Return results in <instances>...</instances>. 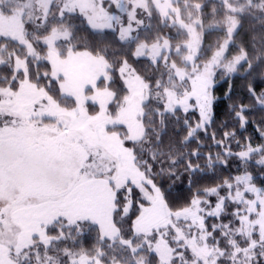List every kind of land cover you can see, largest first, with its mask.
<instances>
[{
  "label": "snow or ice",
  "instance_id": "6c2138e0",
  "mask_svg": "<svg viewBox=\"0 0 264 264\" xmlns=\"http://www.w3.org/2000/svg\"><path fill=\"white\" fill-rule=\"evenodd\" d=\"M113 5L120 14L109 10ZM206 6L0 0V264H264V187L251 173L197 188L179 207L159 183L165 175L179 179L205 170L192 159L202 153L184 149L213 122L217 70L229 76L247 64L251 75L264 66V35L256 55L240 47L228 58L243 18L264 28V0H220L207 26ZM154 12L159 25L186 38L173 43L159 26L154 34ZM74 13L96 35L110 30L116 39L82 45L67 19ZM206 30H223L226 38L201 60ZM141 57L149 58L151 75L129 62ZM248 93L264 108V90L249 84ZM230 108L243 127L250 108ZM181 111H198L199 120L183 119L186 134L165 141L169 124H181ZM225 154L245 163L259 154L264 165V145L249 142L238 153L226 147ZM206 160V169L226 163L219 153ZM222 188L227 195H220ZM210 196L217 198L214 206ZM229 201L237 205L234 220L209 231L207 218H221ZM85 224L98 229L96 245L76 249Z\"/></svg>",
  "mask_w": 264,
  "mask_h": 264
},
{
  "label": "trees",
  "instance_id": "16d2710c",
  "mask_svg": "<svg viewBox=\"0 0 264 264\" xmlns=\"http://www.w3.org/2000/svg\"><path fill=\"white\" fill-rule=\"evenodd\" d=\"M191 2H200L207 6L203 9L205 14V25L212 20V8L216 6L219 8L220 0H191ZM223 13L220 12L217 18H222ZM154 19L151 21L153 24V33L159 31L161 35L169 36L172 38L173 43L178 40L185 39L184 36H176V29L163 27L159 25L158 13L154 12ZM140 18H145L141 16ZM145 22L148 23L147 19ZM30 30V28H29ZM264 35V28L261 27L259 20H253L250 17L242 19V26L238 28L236 35L234 36V43L230 45L228 51V58L236 55L240 47H244L250 57L256 55L261 48V36ZM226 38V33L223 30L205 31V35L202 41V52L201 60L207 59L211 56L212 51L215 49L217 41H221ZM86 39L81 37V44L88 45L92 44ZM211 46V48H210ZM134 47V46H133ZM256 50L255 52L253 50ZM37 50L43 54L46 51V47L41 43L37 46ZM172 58L176 59L174 53ZM129 62L132 63L133 67H136L143 73L147 72L148 75L152 74L153 66L150 64V60L145 57L139 59L130 58ZM255 63V61H254ZM161 68L163 64L160 62ZM46 63L41 64V71L47 68ZM247 64H244L242 68H239L236 73L229 76H225L222 70L217 72L216 84L214 87V95L218 98L214 105V119L211 125L207 128L206 132L201 130L197 133L196 137L186 146L185 152L192 149H197L202 155L197 159L193 157L194 163H199L201 168L205 170L198 172L193 176L189 177L188 174L181 175L179 179L175 177L169 178L168 176H162L159 178V183L164 188L169 189V201L171 206L179 207L187 203L190 200L192 193L197 188L212 187L222 183L225 179H233L235 176L242 174L245 170L253 176V182L258 187H264V165L258 164L257 161L260 159L259 154H255L252 158L245 162H242L236 155L227 156L225 154L226 147L233 153H238L244 149L249 142L253 147L264 145V108L257 105L248 93L249 84L252 85L259 93L264 90V66L261 68H254L251 70V75L245 71ZM231 88V91H229ZM226 93L228 95H226ZM229 96L231 97L229 99ZM233 103L244 104L250 108L249 111L244 113L246 117V123L241 126L239 119L236 117L235 112L232 111L230 105ZM90 111H94L90 105ZM181 117V124L176 125L174 122L168 126V133L164 137L165 141L169 137L181 139L186 134V129L182 127L183 119L187 118L192 124H195L199 120L198 111H191L184 114L182 111L177 113ZM234 133V136L226 138L224 133ZM213 133L215 134V140L213 139ZM217 141H223L222 144H217ZM199 146V147H198ZM211 153L215 157L218 153L221 154V159L225 160L226 163H217L213 169H206V158ZM160 165L155 166V170H159ZM183 166L181 165V168ZM193 183H189V180ZM227 193V188L220 190L221 195ZM138 198V189H134L133 199ZM242 207V206H241ZM237 205L231 201L227 202L225 207V214L221 218L208 217L206 223L211 231V225L218 224L221 220L227 223L230 220H234L231 215L235 212ZM134 219V214H131ZM130 223V221H129ZM238 224V222H237ZM95 226H89L84 229L83 233L94 232L96 239L98 235V229ZM82 233V234H83ZM218 235V233L216 234ZM79 238V237H78ZM70 242V241H69ZM73 246V245H72Z\"/></svg>",
  "mask_w": 264,
  "mask_h": 264
},
{
  "label": "flooded vegetation",
  "instance_id": "af4514ba",
  "mask_svg": "<svg viewBox=\"0 0 264 264\" xmlns=\"http://www.w3.org/2000/svg\"><path fill=\"white\" fill-rule=\"evenodd\" d=\"M105 6H108V0H105ZM110 11H117L115 9V6L113 5L110 9ZM117 14H120L117 11ZM140 18V17H139ZM67 19L76 26V34L78 37H86L87 40L91 42H97L101 38L105 39L106 41H113L116 39V34H113L110 30L106 31L103 34V37L96 35L93 30L90 28V26L87 24L86 20L82 17L79 16L78 13L71 14L67 17ZM30 31L32 30L33 26L29 25ZM118 46V45H117Z\"/></svg>",
  "mask_w": 264,
  "mask_h": 264
},
{
  "label": "rangeland",
  "instance_id": "374dc122",
  "mask_svg": "<svg viewBox=\"0 0 264 264\" xmlns=\"http://www.w3.org/2000/svg\"><path fill=\"white\" fill-rule=\"evenodd\" d=\"M145 58H148V57H145ZM149 59V58H148ZM161 63L163 64V61H161ZM148 72V71H147ZM217 72H219V70H217ZM241 175V174H240ZM236 177V176H235ZM234 179V178H233ZM258 187V186H257ZM228 194V189H227V193L225 195ZM221 195V194H220ZM225 195H222V196H225ZM247 198H252V195L251 194H247ZM208 200H210L212 206L215 205L216 203V196H210V197H207ZM236 211V210H235ZM88 227V224H85L84 225V229H87ZM97 230V229H96ZM98 236V235H97ZM79 240V243H77L74 247L76 249L80 248V247H83L85 249H91L93 248V246L96 245V242H97V239H96V236H95V233L94 232H88L86 231V233H83L79 236L78 238ZM69 246H72V242L70 241L69 242Z\"/></svg>",
  "mask_w": 264,
  "mask_h": 264
}]
</instances>
